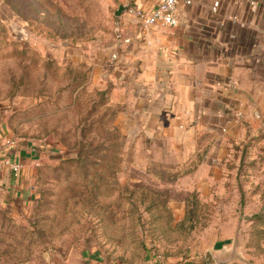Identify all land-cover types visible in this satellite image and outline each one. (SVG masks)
<instances>
[{
	"label": "rangeland",
	"instance_id": "1",
	"mask_svg": "<svg viewBox=\"0 0 264 264\" xmlns=\"http://www.w3.org/2000/svg\"><path fill=\"white\" fill-rule=\"evenodd\" d=\"M118 4L0 0L3 138L53 150L30 197L0 205V264H67L89 251L131 264L148 251L211 261L209 248L231 246L237 228L244 258L230 264H264V146L234 142L206 168L198 156L177 161L163 142L126 135L110 87L77 56Z\"/></svg>",
	"mask_w": 264,
	"mask_h": 264
},
{
	"label": "crops",
	"instance_id": "2",
	"mask_svg": "<svg viewBox=\"0 0 264 264\" xmlns=\"http://www.w3.org/2000/svg\"><path fill=\"white\" fill-rule=\"evenodd\" d=\"M116 1L127 8L77 56L91 62L95 83L110 87L128 137L163 142L180 162L198 156L202 168L222 161L234 142L254 139L264 146V0H180L176 25H145L130 10L152 12L159 0ZM5 132L0 125V205L26 201L38 167L53 153L45 141L8 149L4 139L13 137L3 138ZM6 155L23 163L18 174L4 163ZM226 242L209 251L229 247ZM82 255L67 264H131L92 251ZM135 264L216 262L148 251Z\"/></svg>",
	"mask_w": 264,
	"mask_h": 264
},
{
	"label": "built area",
	"instance_id": "3",
	"mask_svg": "<svg viewBox=\"0 0 264 264\" xmlns=\"http://www.w3.org/2000/svg\"><path fill=\"white\" fill-rule=\"evenodd\" d=\"M180 0H159L158 5L152 12L146 13L142 9L130 8L131 11L137 13L138 16L142 17L145 25H150L152 23H163L167 25H176L179 21V18L176 14L177 5ZM189 2V0H188ZM219 1H216L215 8L218 5ZM130 40L126 38V41ZM4 145L8 149H12L16 146L17 141L14 138H5ZM5 164L9 165L11 169L18 174L23 168V163L17 160H13L12 156L6 155L3 157Z\"/></svg>",
	"mask_w": 264,
	"mask_h": 264
},
{
	"label": "water",
	"instance_id": "4",
	"mask_svg": "<svg viewBox=\"0 0 264 264\" xmlns=\"http://www.w3.org/2000/svg\"><path fill=\"white\" fill-rule=\"evenodd\" d=\"M127 4L119 3V6L115 9V14L121 15L122 12L127 8ZM242 245L240 231L237 228L235 236L232 241V245L227 247L223 246L221 248H211L210 253L215 260L216 264H230L237 259H243L244 256L240 251Z\"/></svg>",
	"mask_w": 264,
	"mask_h": 264
}]
</instances>
